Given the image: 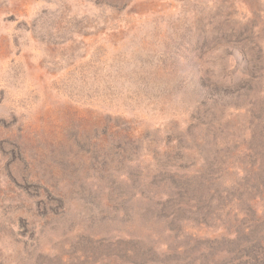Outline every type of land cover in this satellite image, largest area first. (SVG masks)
<instances>
[{
	"label": "rangeland",
	"instance_id": "obj_1",
	"mask_svg": "<svg viewBox=\"0 0 264 264\" xmlns=\"http://www.w3.org/2000/svg\"><path fill=\"white\" fill-rule=\"evenodd\" d=\"M0 264H264V0H0Z\"/></svg>",
	"mask_w": 264,
	"mask_h": 264
}]
</instances>
